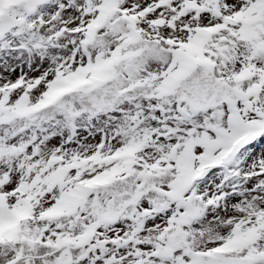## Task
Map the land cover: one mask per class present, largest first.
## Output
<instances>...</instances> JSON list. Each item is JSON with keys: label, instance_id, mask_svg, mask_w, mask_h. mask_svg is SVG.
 Instances as JSON below:
<instances>
[{"label": "snow or ice", "instance_id": "1", "mask_svg": "<svg viewBox=\"0 0 264 264\" xmlns=\"http://www.w3.org/2000/svg\"><path fill=\"white\" fill-rule=\"evenodd\" d=\"M0 264H264V0H0Z\"/></svg>", "mask_w": 264, "mask_h": 264}]
</instances>
